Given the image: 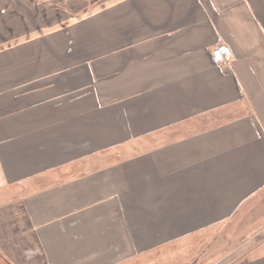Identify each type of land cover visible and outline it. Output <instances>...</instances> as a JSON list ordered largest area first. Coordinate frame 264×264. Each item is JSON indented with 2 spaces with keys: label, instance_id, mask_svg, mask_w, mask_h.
<instances>
[{
  "label": "crops",
  "instance_id": "0c3cea01",
  "mask_svg": "<svg viewBox=\"0 0 264 264\" xmlns=\"http://www.w3.org/2000/svg\"><path fill=\"white\" fill-rule=\"evenodd\" d=\"M254 223L264 0H0V264L212 256Z\"/></svg>",
  "mask_w": 264,
  "mask_h": 264
},
{
  "label": "rangeland",
  "instance_id": "374dc122",
  "mask_svg": "<svg viewBox=\"0 0 264 264\" xmlns=\"http://www.w3.org/2000/svg\"><path fill=\"white\" fill-rule=\"evenodd\" d=\"M252 216V218H256L258 215L253 211ZM249 237L250 238H243V236H236L229 240L220 237L216 240V247L211 246L212 253L216 250L218 252L217 254L213 253L212 256L211 253H208L209 249L204 246L206 245L205 240H203V243L198 242L199 245L202 244L200 249L197 248L195 244H190L186 246L185 249L184 247H173L170 252L175 250L174 252L176 254L155 256L153 264H183L184 262H186V264H230L241 258L240 254L245 252L247 248L257 247L261 242H264V224H251V233ZM199 250L202 251V254L198 252ZM232 250L234 251L233 253L225 255ZM182 251L185 255H178V253Z\"/></svg>",
  "mask_w": 264,
  "mask_h": 264
},
{
  "label": "built area",
  "instance_id": "2783aa9c",
  "mask_svg": "<svg viewBox=\"0 0 264 264\" xmlns=\"http://www.w3.org/2000/svg\"><path fill=\"white\" fill-rule=\"evenodd\" d=\"M211 61L222 71H229L230 65L232 62V53L230 49L223 45L219 44L211 50Z\"/></svg>",
  "mask_w": 264,
  "mask_h": 264
}]
</instances>
